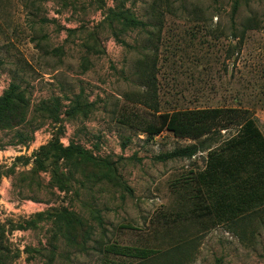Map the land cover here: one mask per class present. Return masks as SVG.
I'll return each mask as SVG.
<instances>
[{"label":"rangeland","instance_id":"obj_1","mask_svg":"<svg viewBox=\"0 0 264 264\" xmlns=\"http://www.w3.org/2000/svg\"><path fill=\"white\" fill-rule=\"evenodd\" d=\"M119 9L144 29L124 27ZM11 83L27 99L19 130L31 140L0 130L6 264H264L256 221L242 242L227 224L190 215L206 151L161 161L194 142L139 130L155 93L160 112L245 108L264 137V0H0V96ZM52 98L61 110L48 118L37 108ZM55 138L89 158L34 171L33 154ZM65 211L82 223L60 227ZM109 244L155 254L114 256Z\"/></svg>","mask_w":264,"mask_h":264},{"label":"trees","instance_id":"obj_2","mask_svg":"<svg viewBox=\"0 0 264 264\" xmlns=\"http://www.w3.org/2000/svg\"><path fill=\"white\" fill-rule=\"evenodd\" d=\"M236 5L235 3L233 11ZM114 18L118 21L121 19L124 27L129 29L145 27L144 22L137 20L124 9H119ZM150 79V75L147 74L145 81L148 84L151 83ZM153 95L150 97L153 101L145 104L154 115L152 120L142 123L139 130L150 138L167 131L174 137L194 142L163 154L159 159L161 161L190 159L198 152L206 151L205 166L193 177L196 191L190 215L197 220L212 219L215 225L225 223L242 242H248L249 236L255 235V232L251 231L247 237L249 223L256 221L264 229V137L255 118L245 108L230 106L160 112L155 101V93ZM27 109L28 102L24 92L17 84H9L0 96V130L13 131V138L16 139L14 143L19 145H25L31 140V136L19 130L26 124ZM71 109L68 114L74 115V106ZM60 110L61 104L57 98L41 101L37 108L38 112L48 118L57 117ZM231 127L235 128V133L219 146L211 149L204 145L203 141L208 136L219 134ZM88 158V152L80 146L70 144L63 147L55 138L33 154L31 164L32 169L38 172L60 160ZM60 217L59 226L61 223L65 225L82 223L72 212L65 211ZM1 237L2 231L0 264H6L4 261L6 248ZM104 252L141 260L155 254L133 248H121L115 244H109Z\"/></svg>","mask_w":264,"mask_h":264}]
</instances>
